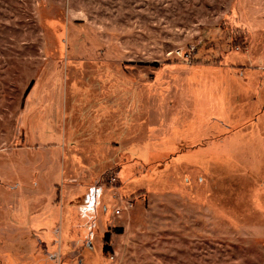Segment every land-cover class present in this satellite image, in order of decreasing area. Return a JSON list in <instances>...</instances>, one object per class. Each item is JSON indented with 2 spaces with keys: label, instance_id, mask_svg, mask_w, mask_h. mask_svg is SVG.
Returning <instances> with one entry per match:
<instances>
[{
  "label": "rangeland",
  "instance_id": "374dc122",
  "mask_svg": "<svg viewBox=\"0 0 264 264\" xmlns=\"http://www.w3.org/2000/svg\"><path fill=\"white\" fill-rule=\"evenodd\" d=\"M0 264H264V0H0Z\"/></svg>",
  "mask_w": 264,
  "mask_h": 264
},
{
  "label": "built area",
  "instance_id": "2783aa9c",
  "mask_svg": "<svg viewBox=\"0 0 264 264\" xmlns=\"http://www.w3.org/2000/svg\"><path fill=\"white\" fill-rule=\"evenodd\" d=\"M116 199L117 201L115 203V209L113 211L115 216L121 215V212L123 210H127L132 207V204L129 201L121 199V198H116Z\"/></svg>",
  "mask_w": 264,
  "mask_h": 264
},
{
  "label": "trees",
  "instance_id": "16d2710c",
  "mask_svg": "<svg viewBox=\"0 0 264 264\" xmlns=\"http://www.w3.org/2000/svg\"><path fill=\"white\" fill-rule=\"evenodd\" d=\"M109 242V235H105L104 236V239H103V243H104V245H103V252H105V253H107V252H109V247H108V245H107V243Z\"/></svg>",
  "mask_w": 264,
  "mask_h": 264
}]
</instances>
